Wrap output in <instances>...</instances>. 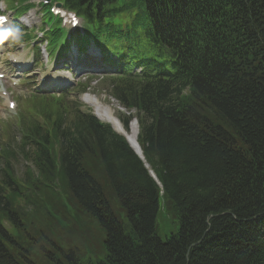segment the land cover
I'll list each match as a JSON object with an SVG mask.
<instances>
[{
  "label": "trees",
  "instance_id": "1",
  "mask_svg": "<svg viewBox=\"0 0 264 264\" xmlns=\"http://www.w3.org/2000/svg\"><path fill=\"white\" fill-rule=\"evenodd\" d=\"M70 1L80 11L104 0ZM197 12L188 43L145 62L164 76L183 60L192 82L176 94L137 78L115 97L135 113L118 115L126 130L138 119L143 160L78 104L56 120L41 114L45 132L24 135L32 168L21 178L0 168V264H264V0H211ZM129 52L142 65L152 51ZM160 215L178 226L165 240Z\"/></svg>",
  "mask_w": 264,
  "mask_h": 264
},
{
  "label": "rangeland",
  "instance_id": "2",
  "mask_svg": "<svg viewBox=\"0 0 264 264\" xmlns=\"http://www.w3.org/2000/svg\"><path fill=\"white\" fill-rule=\"evenodd\" d=\"M37 21H38V18H37ZM36 24H38V23L35 22L34 25H36ZM42 50H44V47L42 48ZM23 53L26 54L25 52H23ZM68 63L69 62H67L66 64L70 65ZM100 88L101 89L96 90V96H94L92 98H90V97L86 98L88 100L95 101L97 104L95 106H90V105H87L86 102H85L84 105H86L89 109H91L94 112V114L101 121H103V120L98 116L99 115L98 111L100 109L103 111V113L106 112L104 114H109V115L112 114V115H114L115 118H116V115H119L121 113L122 114H126V115H130L124 109H121V108L118 107L117 100H114V99L112 100L111 99V98H115L113 96V94H110V96H108L109 93H111V91H112L111 87L101 84ZM91 93H93V91ZM82 100H83V98H82ZM40 103H41V101L39 99H37L36 96H31V97L28 98V100L26 102L21 104V109L25 113L31 114V113H33V109H32L33 106L39 105ZM131 114H134V113H131ZM103 122H105V121H103ZM132 122L133 123H131L130 126L128 127V130H127L128 133H131L130 131H131V129H133L134 124L137 121L133 120ZM106 123H108V122H106ZM110 125L113 127V129L117 133L121 134L119 132V130H118V126L115 123H112ZM138 131H139V126H138ZM0 134H2L1 131H0ZM121 135L126 137L124 134H121ZM125 139L127 140V137ZM128 144H129V142H128ZM23 162L24 161H23V158H22V154H20L18 151H16V154H15L14 157L10 158V163H11V165H13V170H14V172L17 175L21 176L25 172L26 164L23 163ZM102 187H103L104 193L106 194V197H107V199H108V201H109V203L111 205V208H112L113 212L115 213V215L117 216V218L119 220H124L125 219V212L123 211V209H122L117 197L114 195L112 189L110 188V186L108 185L107 182H103L102 183ZM81 219L83 221H85V216L83 214L81 215ZM24 222H25V225H26V229L31 228L29 223L35 224V220L32 217H30L28 220H24ZM6 227H9V225H6ZM90 227H91V229L95 230L96 232H98V230H101V228L98 227V223H97L96 220H94L91 223ZM177 229H178L177 224L174 225L173 221L170 220L169 217L164 216V215H160L158 217V220H157V234L159 235V237L162 240H165L166 238L170 237L172 234H175L177 232ZM100 233H102V231ZM23 236L24 235H22V237ZM62 246L64 248L65 244H62Z\"/></svg>",
  "mask_w": 264,
  "mask_h": 264
},
{
  "label": "bare ground",
  "instance_id": "3",
  "mask_svg": "<svg viewBox=\"0 0 264 264\" xmlns=\"http://www.w3.org/2000/svg\"><path fill=\"white\" fill-rule=\"evenodd\" d=\"M72 8L74 9V7H72ZM78 57L80 58L79 55H78ZM61 64H64V63H61ZM72 65H74V62H73ZM72 65L70 64L69 66H72ZM85 102L88 105H90V106H95L97 104L95 101L88 100V99L85 100ZM98 112H99V115L98 116L103 121L108 122L110 124L115 123L118 126L119 132L121 134H124L127 137V141L129 142L130 146L138 153V155L142 156V152H141L140 146L138 144V124H137V122L134 124L133 129H131V131H130L131 133H128V131L126 130V128L124 126H122V124L114 117V115H112V114H110V115L109 114H104L101 109Z\"/></svg>",
  "mask_w": 264,
  "mask_h": 264
},
{
  "label": "clouds",
  "instance_id": "4",
  "mask_svg": "<svg viewBox=\"0 0 264 264\" xmlns=\"http://www.w3.org/2000/svg\"><path fill=\"white\" fill-rule=\"evenodd\" d=\"M20 29L19 28H6L0 30V40L8 39L9 36H12L14 39L20 38Z\"/></svg>",
  "mask_w": 264,
  "mask_h": 264
},
{
  "label": "snow or ice",
  "instance_id": "5",
  "mask_svg": "<svg viewBox=\"0 0 264 264\" xmlns=\"http://www.w3.org/2000/svg\"><path fill=\"white\" fill-rule=\"evenodd\" d=\"M3 20H4V17H0V22H3Z\"/></svg>",
  "mask_w": 264,
  "mask_h": 264
}]
</instances>
